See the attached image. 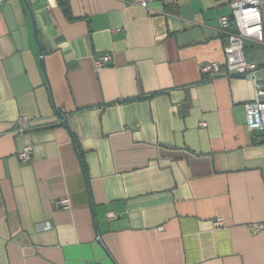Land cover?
<instances>
[{"label":"crops","instance_id":"0c3cea01","mask_svg":"<svg viewBox=\"0 0 264 264\" xmlns=\"http://www.w3.org/2000/svg\"><path fill=\"white\" fill-rule=\"evenodd\" d=\"M234 1L0 0V264H264L255 88L201 74Z\"/></svg>","mask_w":264,"mask_h":264},{"label":"built area","instance_id":"2783aa9c","mask_svg":"<svg viewBox=\"0 0 264 264\" xmlns=\"http://www.w3.org/2000/svg\"><path fill=\"white\" fill-rule=\"evenodd\" d=\"M133 5L144 9H150L152 0H132ZM231 14L219 19V25L223 33H227L223 51L225 54L224 64L219 62L205 63L201 65V74L204 80H213L219 76L225 78L240 77L250 80L255 88V98L245 105L246 125L251 132L264 133V77L255 62L248 60L246 55V42L254 41L264 44V2L263 0H240L230 4ZM232 27L236 31L228 32ZM112 61L111 54H103L94 59V68L102 70L109 66ZM28 119L20 118L14 128V134L23 135L26 131L24 126ZM202 127H206V122H201ZM21 162H31L33 159V146L25 147L17 154ZM58 208H69L70 200L66 197L60 198L56 202ZM116 215L108 214L110 220ZM215 229L225 227L223 218H216L213 222ZM162 228H158L161 230ZM252 233H258L264 229L263 224L250 226Z\"/></svg>","mask_w":264,"mask_h":264},{"label":"trees","instance_id":"16d2710c","mask_svg":"<svg viewBox=\"0 0 264 264\" xmlns=\"http://www.w3.org/2000/svg\"><path fill=\"white\" fill-rule=\"evenodd\" d=\"M59 5L62 7L63 12L69 18H71V10L68 4V0H58Z\"/></svg>","mask_w":264,"mask_h":264},{"label":"water","instance_id":"95a60500","mask_svg":"<svg viewBox=\"0 0 264 264\" xmlns=\"http://www.w3.org/2000/svg\"><path fill=\"white\" fill-rule=\"evenodd\" d=\"M25 1V3H26V0H24ZM27 4V3H26ZM41 65H42V67H45V63H44V60H43V56L41 55Z\"/></svg>","mask_w":264,"mask_h":264}]
</instances>
